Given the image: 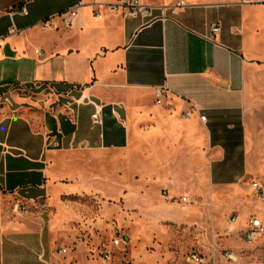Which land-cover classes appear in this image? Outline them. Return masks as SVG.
<instances>
[{"label":"crops","instance_id":"0c3cea01","mask_svg":"<svg viewBox=\"0 0 264 264\" xmlns=\"http://www.w3.org/2000/svg\"><path fill=\"white\" fill-rule=\"evenodd\" d=\"M123 1L0 0V264H74L55 220L16 205L59 208L63 190H80L65 181L84 178L82 154L128 147L130 104L136 120L156 122L138 133L152 160L162 128L147 104L158 89L190 117L172 119L168 143L194 145L211 185L238 187L247 174V123L264 115V0H138L146 16ZM251 211L264 224V201ZM234 222L247 226L245 215ZM248 244L264 264V233Z\"/></svg>","mask_w":264,"mask_h":264},{"label":"rangeland","instance_id":"374dc122","mask_svg":"<svg viewBox=\"0 0 264 264\" xmlns=\"http://www.w3.org/2000/svg\"><path fill=\"white\" fill-rule=\"evenodd\" d=\"M133 95L123 92L126 100ZM151 101L147 107L160 110L157 120L162 134L150 136L152 144L160 146L159 153L149 160V143L139 142L138 136L156 122L136 120L130 104L128 147L82 154L75 169L84 178L65 181L81 189L63 190L59 208L46 213L47 221L55 220V233L68 243L74 264H188L186 256L192 250L207 256L213 249L216 254L231 250L237 264H258L255 247L246 243L243 228L231 218L239 221L245 215V224L256 217L251 209L264 201V115L253 113L247 123L246 176L238 187H217L210 184L208 162L194 145L168 143L172 119L190 118L188 112L176 110L167 99L161 105L154 96ZM181 196L187 200L180 201ZM120 234L130 240L125 252L110 243ZM77 237H82V243L76 242ZM102 251L112 253L111 263L102 260Z\"/></svg>","mask_w":264,"mask_h":264},{"label":"built area","instance_id":"2783aa9c","mask_svg":"<svg viewBox=\"0 0 264 264\" xmlns=\"http://www.w3.org/2000/svg\"><path fill=\"white\" fill-rule=\"evenodd\" d=\"M123 6L129 8L128 14L129 16H134L137 14L140 15H149L150 14V8L148 6L142 5L139 3L138 0H124L122 2ZM21 14H25V9H21L18 11ZM76 15V10L75 8H70L67 10L62 11L59 16L62 18L64 23L66 25H70L72 19ZM44 23V22H43ZM219 30V27L217 25H213L211 28V34L214 37L215 33ZM10 33H16L17 30L15 27H12L9 31ZM1 46V45H0ZM35 53H39L38 50H35ZM40 54V53H39ZM165 98V91L164 89H158L155 92V103L157 105H161L164 102ZM89 102L93 105V113L91 115L92 121L94 123H99L100 121V115L102 113V107L98 103L92 101L89 99ZM254 188L256 191H260L261 187L258 185V183H254ZM163 194L166 197L167 196V191L163 190ZM187 198L185 196L180 197V201H186ZM16 208L20 212H29V213H34L37 215H43L46 214L48 211V205L45 200H39L35 202L34 204H27L25 202H19L16 205ZM232 222L236 221V217L231 218ZM264 233V224L261 219L258 218H250L247 221V226L243 231V237L246 241V243H251L253 242L257 237H260ZM83 239L82 237H77L76 242L78 244L82 243ZM111 245L113 247L119 248L123 250L124 252L126 251L127 247L129 246L130 240L129 237L126 234H120V235H115L112 237L110 241ZM63 252L66 250L63 249ZM100 257L102 258L103 261H107L109 263L112 262V253L110 251H102L100 253ZM220 257V258H219ZM221 259V261H219ZM186 262L188 264H237V257L236 255L229 249H223L219 250V253L216 254V250H212L207 256L203 254L200 251L192 250L189 252L186 256Z\"/></svg>","mask_w":264,"mask_h":264}]
</instances>
